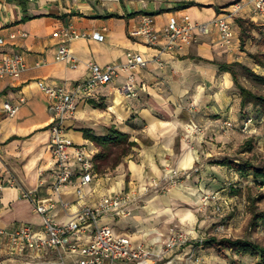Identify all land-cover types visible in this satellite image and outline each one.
I'll list each match as a JSON object with an SVG mask.
<instances>
[{"label":"crops","instance_id":"crops-1","mask_svg":"<svg viewBox=\"0 0 264 264\" xmlns=\"http://www.w3.org/2000/svg\"><path fill=\"white\" fill-rule=\"evenodd\" d=\"M131 2L26 0L24 6L20 0H0V38L6 40L0 45V57L17 50L26 62L19 78L0 77V106L6 100L19 105L13 117L0 112V183L5 185L0 190L1 264L75 261V256H61L55 251L44 256L20 255L13 250L8 234L21 223L40 227L43 218L35 211L34 201L52 196L55 161L50 142L54 115L51 99L40 82L70 91L87 77L90 61L100 65L122 62L129 50L139 51L148 60L146 67L135 74L140 86L138 96L119 92L129 74L120 70L114 82L100 85L91 97L80 99L76 114L64 125L75 144H85L94 153L98 151L97 143L85 137L84 129L96 135H106L111 128L126 133L129 141L135 142L134 151L113 166H95L93 181L83 188L84 199L79 200L74 188L65 189L61 196L53 195L70 202L67 208L61 204L56 208V220L65 222L72 218L83 202L93 204L105 194L130 190L136 197L131 212L125 217H104L101 223L111 225L134 244L162 242L173 227L185 229L195 239L204 236L216 222L199 200L204 194L213 193L225 198L224 189H216L221 182L213 171L220 164H210L216 160L211 148L225 134L220 122L237 119L240 107L232 73L220 69L221 63L237 60V41L225 44L214 29L182 49L161 52L159 47L130 35L142 15L153 14L160 27L172 16L183 15L194 23H208L218 15L216 9L155 6V12H147L145 9L150 6ZM68 25L80 32L99 31L104 35L103 40L88 36L70 42L71 53L79 59L76 67L56 58L59 30ZM20 30L28 36L10 38L12 32ZM192 118L202 127L197 135L187 131ZM196 166L199 171L191 178L172 183L173 170H192ZM233 175L238 176L235 171ZM11 177L17 179L18 186L7 185ZM23 188L33 192L35 200L24 198ZM83 239L90 240L91 232H84ZM190 249L191 246L186 247L171 261L186 264ZM198 251L204 258L201 264L220 262V257L207 246Z\"/></svg>","mask_w":264,"mask_h":264},{"label":"built area","instance_id":"built-area-1","mask_svg":"<svg viewBox=\"0 0 264 264\" xmlns=\"http://www.w3.org/2000/svg\"><path fill=\"white\" fill-rule=\"evenodd\" d=\"M246 9L253 20L264 21V0H243L233 10L238 14ZM224 14L217 15L208 23H194L188 16H172L164 25L158 27L153 14H144L136 25L130 29V35L147 45L159 47L161 52L182 49L191 44L195 39L211 30H217L221 41L225 44L233 43L237 38V31L232 20ZM24 30L14 31L10 38L27 37ZM92 37L103 40L104 35L99 32L91 34L78 31L73 25L63 26L59 30V45L57 60H67L72 67L78 66L77 59L70 50V42L80 37ZM6 43L0 38V45ZM148 60L136 50L126 52V58L122 62H111L100 65L97 62H89V73L86 78L78 81L72 90L64 87L52 86L46 82H40V87L51 99V109L54 115L51 124L50 150L55 165L53 168L52 196L34 201L35 211L38 212L43 222L40 227L31 223H21L16 229L9 231L10 243L13 250L20 255L44 256L55 251L61 256L73 255V264H159L166 261L167 264H176L171 260L186 247L191 249L186 252V264H201L203 255L198 248H205L204 236L193 238L183 228L173 227L169 236L162 242L152 245L134 244L132 240L107 224L101 223L107 216L125 217L130 212V206L135 200V194L130 190L109 193L101 196L93 204L83 202L74 216L65 222H59L55 217V210L61 204L63 208L70 205L69 201L56 198L62 191L74 188L79 200L85 198L84 186L94 179L95 161L94 152L85 144H75L69 137L64 125L66 119L77 112L78 101L91 97L96 87L114 82L120 70L127 71V81L118 88L121 94L126 96H138L140 86L136 82L135 74L146 67ZM26 67L23 53L13 51L0 57V77L19 78ZM194 110V105L191 106ZM19 105L6 100L0 106V112L13 117L18 113ZM253 116H248L242 124V130L247 132L255 123ZM235 126L234 120L226 118L221 127L225 130ZM188 134L197 135L202 132V127L192 118L187 124ZM0 145V154H1ZM199 171V166L192 170H173L170 178L173 184H179L186 178H191ZM8 186H18L15 177H11ZM5 185L0 183V190ZM24 198L34 199L33 192L22 189ZM35 200V199H34ZM221 197L218 193L204 194L199 200L200 205H214L216 211L223 208ZM91 232V239L85 241L83 233ZM1 264V263H0ZM253 264H264V256H259Z\"/></svg>","mask_w":264,"mask_h":264},{"label":"rangeland","instance_id":"rangeland-1","mask_svg":"<svg viewBox=\"0 0 264 264\" xmlns=\"http://www.w3.org/2000/svg\"><path fill=\"white\" fill-rule=\"evenodd\" d=\"M134 5L147 7V12H155V6H172L193 3L201 8L214 7L218 13L232 17L237 31V60L233 62L238 83L253 94L264 98V21L253 20L246 9L233 14L236 5L243 0H129ZM158 12H161L159 10ZM157 13V12H156ZM243 19L239 22L237 19ZM240 107L237 111L235 126L225 130L219 140L214 141L213 157L216 160L210 164H220L214 170V176L220 179L217 190L224 189L225 198L221 197L223 208L216 211L214 205H207L208 213L216 217V222L205 233V240H241L243 244L252 247H264V177H257L254 168H264V101L248 100L241 105L242 95L238 86ZM248 116H253L255 123L247 132L242 130V124ZM99 154L95 158L96 169L113 166L122 161L124 156L133 153L131 141L120 138L116 142L103 145L95 144ZM232 162V163H230ZM251 164L245 174L237 170L238 166ZM236 171L238 176H232ZM212 175V176H213ZM226 200V202H225ZM208 248L220 257L217 264H253L259 254L252 247L249 249L237 246H223L217 248L216 244L208 243Z\"/></svg>","mask_w":264,"mask_h":264},{"label":"trees","instance_id":"trees-1","mask_svg":"<svg viewBox=\"0 0 264 264\" xmlns=\"http://www.w3.org/2000/svg\"><path fill=\"white\" fill-rule=\"evenodd\" d=\"M21 3L25 6V3H26V0H20ZM194 4L191 3V4H186V5H181L179 8H186V7H190V6H193ZM239 22H243V19L241 18H238L237 19ZM232 65H233V62L232 63H221L220 64V69L221 70H226V71H229L232 73L233 77H234V81H235V84L236 86L239 87L240 91H241V95H242V100H241V105L244 106L245 103L248 101V100H261V101H264V98L260 97V96H257L255 94H253L252 92H250L247 88H245L244 86L240 85L238 83V79H237V76L234 72V70L232 69ZM84 135L87 139H90L94 142H96L97 144L99 145H103V144H107V143H111V142H116L118 141L120 138H124L126 140H129V136L126 134V133H123L121 131H118L114 128H111L110 129V132L106 135H96L94 134L90 129H84ZM132 143V146L135 145V142H131ZM99 154H95L94 155V161H95V158L98 156ZM232 163V162H230ZM251 164H248V163H245L241 166H238L237 167V170L240 171L241 174H245L244 172L248 171L251 167H250ZM254 173L257 177H264V168H254ZM235 173H237L235 171ZM208 243L210 244H216L217 248H222V250H224L223 246H237L238 248H240V250L242 249H249V247H252L249 243L248 244H243V242L241 240H224V241H218L213 239L211 240H205V245H207ZM253 250H255L257 252V254H259V256H264V247H260L258 245H254L253 247ZM258 258V257H257Z\"/></svg>","mask_w":264,"mask_h":264}]
</instances>
